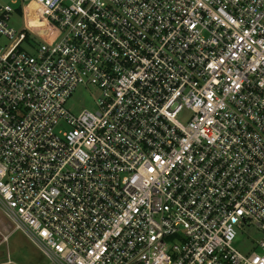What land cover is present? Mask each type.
Here are the masks:
<instances>
[{
  "label": "built area",
  "instance_id": "built-area-1",
  "mask_svg": "<svg viewBox=\"0 0 264 264\" xmlns=\"http://www.w3.org/2000/svg\"><path fill=\"white\" fill-rule=\"evenodd\" d=\"M11 1L28 31L0 4L13 233L50 264H264V239L235 247L264 233V0H35L51 39ZM80 86L96 112L66 108Z\"/></svg>",
  "mask_w": 264,
  "mask_h": 264
},
{
  "label": "rangeland",
  "instance_id": "rangeland-1",
  "mask_svg": "<svg viewBox=\"0 0 264 264\" xmlns=\"http://www.w3.org/2000/svg\"><path fill=\"white\" fill-rule=\"evenodd\" d=\"M1 5H10L15 10L11 17L10 26L16 31L28 33L24 28V17L22 3H13L11 0H0ZM25 18L29 25H34V29L38 34L53 38L57 35L56 28L49 24L44 16L43 10L39 8V4L35 0H25ZM33 45H40V41L29 34ZM8 40H2L1 44L8 45ZM26 45V44H25ZM28 50V49H27ZM99 89L93 86L88 88L80 86L76 89L72 97L67 101L66 108L74 114L83 111L96 112L98 110L96 100L101 97ZM9 236L6 241L5 237ZM264 239V233L255 226H244L238 229V235L235 241V247L247 253L251 247L260 243ZM11 260L20 264H50L49 260L39 251V249L31 243V241L20 231L13 233V227L8 223L0 211V263Z\"/></svg>",
  "mask_w": 264,
  "mask_h": 264
}]
</instances>
